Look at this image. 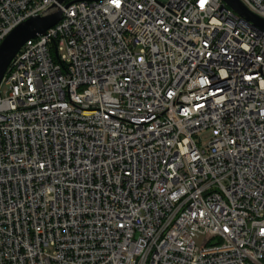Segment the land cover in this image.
Listing matches in <instances>:
<instances>
[{
  "label": "built area",
  "instance_id": "2783aa9c",
  "mask_svg": "<svg viewBox=\"0 0 264 264\" xmlns=\"http://www.w3.org/2000/svg\"><path fill=\"white\" fill-rule=\"evenodd\" d=\"M56 11L0 83V264H264V30L223 0H0V44Z\"/></svg>",
  "mask_w": 264,
  "mask_h": 264
},
{
  "label": "water",
  "instance_id": "95a60500",
  "mask_svg": "<svg viewBox=\"0 0 264 264\" xmlns=\"http://www.w3.org/2000/svg\"><path fill=\"white\" fill-rule=\"evenodd\" d=\"M64 0H61V2ZM235 12L259 29L264 30V19L255 15L240 0H223ZM62 12L56 11L46 16H35L14 28L0 44V83L20 48L31 38L39 35L56 25L61 19Z\"/></svg>",
  "mask_w": 264,
  "mask_h": 264
},
{
  "label": "rangeland",
  "instance_id": "374dc122",
  "mask_svg": "<svg viewBox=\"0 0 264 264\" xmlns=\"http://www.w3.org/2000/svg\"><path fill=\"white\" fill-rule=\"evenodd\" d=\"M205 142H206V140H205Z\"/></svg>",
  "mask_w": 264,
  "mask_h": 264
}]
</instances>
